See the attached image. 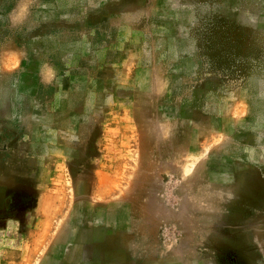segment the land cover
Here are the masks:
<instances>
[{
  "label": "rangeland",
  "instance_id": "374dc122",
  "mask_svg": "<svg viewBox=\"0 0 264 264\" xmlns=\"http://www.w3.org/2000/svg\"><path fill=\"white\" fill-rule=\"evenodd\" d=\"M0 264H264V0H0Z\"/></svg>",
  "mask_w": 264,
  "mask_h": 264
}]
</instances>
